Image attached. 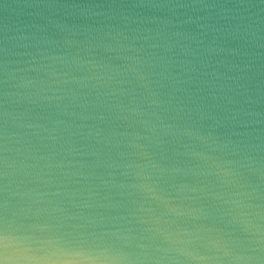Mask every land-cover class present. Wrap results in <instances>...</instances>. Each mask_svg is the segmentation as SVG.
<instances>
[{"label": "water", "instance_id": "1", "mask_svg": "<svg viewBox=\"0 0 264 264\" xmlns=\"http://www.w3.org/2000/svg\"><path fill=\"white\" fill-rule=\"evenodd\" d=\"M0 264H264V0H0Z\"/></svg>", "mask_w": 264, "mask_h": 264}]
</instances>
